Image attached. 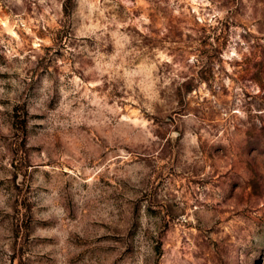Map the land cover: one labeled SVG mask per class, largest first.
<instances>
[{"label":"rangeland","instance_id":"rangeland-1","mask_svg":"<svg viewBox=\"0 0 264 264\" xmlns=\"http://www.w3.org/2000/svg\"><path fill=\"white\" fill-rule=\"evenodd\" d=\"M0 264H264V0H0Z\"/></svg>","mask_w":264,"mask_h":264}]
</instances>
